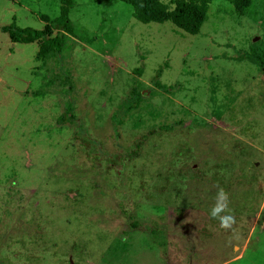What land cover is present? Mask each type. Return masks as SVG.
Wrapping results in <instances>:
<instances>
[{"label":"rangeland","instance_id":"rangeland-1","mask_svg":"<svg viewBox=\"0 0 264 264\" xmlns=\"http://www.w3.org/2000/svg\"><path fill=\"white\" fill-rule=\"evenodd\" d=\"M73 1L39 60L2 28L61 0H0V264H264V0L214 1L198 35Z\"/></svg>","mask_w":264,"mask_h":264},{"label":"trees","instance_id":"trees-1","mask_svg":"<svg viewBox=\"0 0 264 264\" xmlns=\"http://www.w3.org/2000/svg\"><path fill=\"white\" fill-rule=\"evenodd\" d=\"M133 8V17L143 24L163 23L168 21L189 35H198L207 17L210 5L216 0H119ZM237 6H244L245 0H231ZM75 7L73 0H61L60 15L55 20L46 16L41 19L46 22L44 30L21 28L14 20L2 28L12 43L31 44L37 41L41 45L36 57L45 59L48 55H61L66 44V38L73 35L74 28L70 21V12ZM50 28L56 31L54 37L49 36ZM138 94L123 104V117L126 113L138 108ZM63 121V120H61ZM65 121V120H64ZM144 138L138 142L141 148Z\"/></svg>","mask_w":264,"mask_h":264},{"label":"clouds","instance_id":"clouds-1","mask_svg":"<svg viewBox=\"0 0 264 264\" xmlns=\"http://www.w3.org/2000/svg\"><path fill=\"white\" fill-rule=\"evenodd\" d=\"M227 200H228V197L224 194L222 190L217 192L216 205L215 207L212 208L210 212V216L213 219L219 218L218 222L222 228H229L234 222L232 215H221L222 213H225L226 211H230V209H228Z\"/></svg>","mask_w":264,"mask_h":264},{"label":"water","instance_id":"water-1","mask_svg":"<svg viewBox=\"0 0 264 264\" xmlns=\"http://www.w3.org/2000/svg\"><path fill=\"white\" fill-rule=\"evenodd\" d=\"M256 41V40H255Z\"/></svg>","mask_w":264,"mask_h":264}]
</instances>
